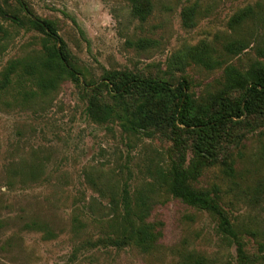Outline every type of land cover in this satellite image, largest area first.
<instances>
[{"label":"rangeland","instance_id":"374dc122","mask_svg":"<svg viewBox=\"0 0 264 264\" xmlns=\"http://www.w3.org/2000/svg\"><path fill=\"white\" fill-rule=\"evenodd\" d=\"M153 2L152 16L142 23L131 16L126 0H0V25L6 33L0 73L9 61L40 50L44 36L29 18L55 24L76 58L81 85L90 89L95 86L89 83L98 84L106 71L163 75L175 52L201 43L222 54L225 65L247 70L257 60L264 62L257 53L262 37L249 38L250 45L239 55L226 56L223 50L234 34L230 19L249 5L264 8V0ZM196 2V26L186 29L181 12ZM2 11L16 13L23 24L13 23ZM252 30L249 24L237 35H251ZM258 33L264 36L262 27ZM142 39L153 44L138 48ZM222 74L223 67L209 71L192 65L185 75L192 91L201 94L216 92ZM181 75L177 72L176 79ZM86 106L83 91L71 82L28 103L14 101L11 94L7 105L0 100V264H191L190 254L204 264L233 260L235 246L219 233L217 220L164 189L150 219L161 233L151 252L87 243L112 232L115 217L108 190L120 192L126 182L132 189L149 182L158 166L169 165L170 143L129 136L117 123H94ZM232 154L228 162L233 161V173L221 163L207 166L194 185L217 188L249 253L264 255L259 251L264 245V126L248 134ZM35 222L47 223L52 235L33 230Z\"/></svg>","mask_w":264,"mask_h":264},{"label":"trees","instance_id":"16d2710c","mask_svg":"<svg viewBox=\"0 0 264 264\" xmlns=\"http://www.w3.org/2000/svg\"><path fill=\"white\" fill-rule=\"evenodd\" d=\"M126 1L133 18L143 23L152 16L154 0ZM18 4L24 11L22 4ZM3 14L15 24H23L16 13ZM198 14V2L185 7L181 12L183 27L194 28ZM28 20L44 37L35 56L11 60L1 71L0 100L3 103L7 105L8 94L14 101L28 103L47 97L65 82H71L83 91L86 114L94 123H117L129 136L159 137L170 143L166 150L169 165L158 166L150 174L149 182L134 189L126 182L120 192L108 190L115 217L110 225L112 232L87 243L94 247L151 252L161 233L150 219L155 200L164 189L184 204L206 211L217 220L219 233L235 246L236 255L226 264H256L264 260V255L249 253L242 232L222 206L219 190L200 189L194 185L207 166L221 163L227 172L233 173V161L228 162L233 158V150L248 134L264 126V62L257 60L247 70L225 65L222 54H216L208 43H201L175 52L168 59L163 75L106 71L98 84V81L89 83L95 86L90 89L81 85L76 58L59 36L55 24L46 19ZM249 24L253 27L251 35H237ZM229 27L234 34L223 50L226 56L239 55L250 45L249 38H264L258 33L260 27L264 30V8L257 3L240 9L230 19ZM5 38V30L0 25V51ZM260 42L257 53L264 59V39ZM152 44L149 39L136 42L142 49ZM192 65L209 71L223 67L216 92L205 90L198 94L192 91L191 80L185 75L186 68ZM177 72L182 74L178 79ZM31 228L44 232L45 237L52 235L47 223L35 222ZM259 251L264 252L263 244ZM189 258L191 264H204L196 255L190 254Z\"/></svg>","mask_w":264,"mask_h":264}]
</instances>
